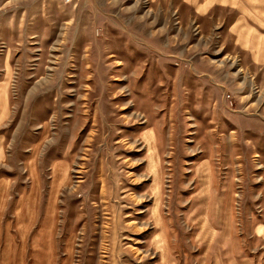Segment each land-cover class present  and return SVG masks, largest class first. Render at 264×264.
<instances>
[{"label":"rangeland","instance_id":"obj_1","mask_svg":"<svg viewBox=\"0 0 264 264\" xmlns=\"http://www.w3.org/2000/svg\"><path fill=\"white\" fill-rule=\"evenodd\" d=\"M0 264H264V0H0Z\"/></svg>","mask_w":264,"mask_h":264}]
</instances>
